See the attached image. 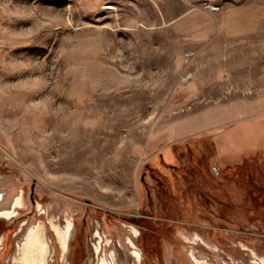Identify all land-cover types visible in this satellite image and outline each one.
Wrapping results in <instances>:
<instances>
[{
    "label": "rangeland",
    "instance_id": "obj_1",
    "mask_svg": "<svg viewBox=\"0 0 264 264\" xmlns=\"http://www.w3.org/2000/svg\"><path fill=\"white\" fill-rule=\"evenodd\" d=\"M0 194V264H264V0H0Z\"/></svg>",
    "mask_w": 264,
    "mask_h": 264
},
{
    "label": "bare ground",
    "instance_id": "obj_2",
    "mask_svg": "<svg viewBox=\"0 0 264 264\" xmlns=\"http://www.w3.org/2000/svg\"><path fill=\"white\" fill-rule=\"evenodd\" d=\"M106 10H114L113 7H106ZM4 201V197L0 194V203ZM22 199H18L13 207L7 210H0V218L11 219L15 217L17 209L22 205ZM53 230L57 234L61 250L63 252V263L66 264V258L70 252L71 241L75 236V228L70 223L66 230L61 229L57 223H52ZM129 245L135 247V243L130 239ZM18 257L16 264H50L52 260L51 246L46 234L45 226L40 224L36 228H31L26 241L17 249ZM107 262V261H106ZM102 264H106L105 261ZM198 264H208L206 262H198Z\"/></svg>",
    "mask_w": 264,
    "mask_h": 264
},
{
    "label": "crops",
    "instance_id": "obj_3",
    "mask_svg": "<svg viewBox=\"0 0 264 264\" xmlns=\"http://www.w3.org/2000/svg\"><path fill=\"white\" fill-rule=\"evenodd\" d=\"M238 127H240L239 125H237L236 127L234 126V127H231V128H229V129H227L228 130V133H231L232 131H234L236 128H238ZM226 131V130H225ZM225 131H223L221 134H220V137L223 135V133L225 132ZM237 134H240V133H232V134H230V136L231 135H237ZM220 137H219V139H220ZM234 140V138L233 137H228L226 140H224L223 142L221 141V142H218V144L220 145V147H225L226 145H227V147H229V148H233L232 146H233V141Z\"/></svg>",
    "mask_w": 264,
    "mask_h": 264
},
{
    "label": "built area",
    "instance_id": "obj_4",
    "mask_svg": "<svg viewBox=\"0 0 264 264\" xmlns=\"http://www.w3.org/2000/svg\"><path fill=\"white\" fill-rule=\"evenodd\" d=\"M183 1H187V0H183Z\"/></svg>",
    "mask_w": 264,
    "mask_h": 264
}]
</instances>
